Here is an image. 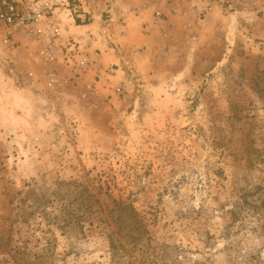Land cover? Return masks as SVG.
<instances>
[{
  "label": "rangeland",
  "instance_id": "374dc122",
  "mask_svg": "<svg viewBox=\"0 0 264 264\" xmlns=\"http://www.w3.org/2000/svg\"><path fill=\"white\" fill-rule=\"evenodd\" d=\"M113 1L43 3L113 73L76 78L61 47L41 59L48 30L13 47L0 29V264H111L119 203L142 264H264V0H136L167 14L152 31Z\"/></svg>",
  "mask_w": 264,
  "mask_h": 264
},
{
  "label": "built area",
  "instance_id": "2783aa9c",
  "mask_svg": "<svg viewBox=\"0 0 264 264\" xmlns=\"http://www.w3.org/2000/svg\"><path fill=\"white\" fill-rule=\"evenodd\" d=\"M43 3L44 0H0V29L3 34L2 43L13 46L14 38L17 36L37 37L40 36L43 29L48 30L47 32H51L55 36V39L45 43L39 51L41 59L44 62L58 60L61 47L64 51H67L63 60L68 63L69 67L71 66L72 74L76 76V78L82 77L90 68H97L95 61L88 59L85 55L80 53L82 44L79 41H83V39H76L75 41L74 36H71L72 34L66 36L61 34L62 24L60 25V23L56 21L58 20L56 19L57 11L43 5ZM78 16L80 17L81 15ZM166 16L167 14L165 12H154L150 20L143 21V30L152 31L158 29ZM12 37L13 41H11ZM90 39H97L93 31H91ZM26 47H30V44L26 45ZM4 68H6V62L0 58V70H4ZM98 68L99 72L104 70L105 72L113 73L114 71L109 68V66L103 69L102 65H100ZM40 77L46 78L45 85L49 87L51 91L57 89L58 81L56 77L51 73L47 75L46 71L40 73L39 76L34 70L30 69L27 76L28 84L32 87H39L42 81ZM129 84L130 80H124L121 86L122 89L120 90L126 91V87ZM88 89L89 93H91L92 86L89 85ZM85 96L86 94H83L82 97Z\"/></svg>",
  "mask_w": 264,
  "mask_h": 264
},
{
  "label": "trees",
  "instance_id": "16d2710c",
  "mask_svg": "<svg viewBox=\"0 0 264 264\" xmlns=\"http://www.w3.org/2000/svg\"><path fill=\"white\" fill-rule=\"evenodd\" d=\"M115 209H113L116 212V215L113 216V221L118 225L120 235L118 236L113 228H110L108 232L112 256L111 264H142L143 258L139 255V246L141 243L143 244V242H146V240L143 241V233H147V230L140 219L138 212L132 206L119 203L118 208ZM130 216L132 217V220L136 222L135 225L138 229L139 236L138 234H135L132 229L129 230L130 232L132 231L131 233L124 234L122 231L124 226H120L121 222L119 221H125ZM65 224L66 229H72V223L65 222ZM147 240H149L150 243L152 242V239L150 238H147ZM146 244L148 243L146 242Z\"/></svg>",
  "mask_w": 264,
  "mask_h": 264
},
{
  "label": "crops",
  "instance_id": "0c3cea01",
  "mask_svg": "<svg viewBox=\"0 0 264 264\" xmlns=\"http://www.w3.org/2000/svg\"><path fill=\"white\" fill-rule=\"evenodd\" d=\"M166 1H169V0H165V2ZM105 7L108 8V10L112 13V15L117 13L118 11L116 9L119 10L120 7L122 9H124V10H127V9L131 10L132 8L138 7L140 10H142V11H144L146 13L147 20L151 19V15H152L153 9H154V7L151 5V3H147V1H143V3L139 4L138 2H136V0H114L111 4H108V5L105 4ZM109 8H111V9H109ZM143 19H145V18H143ZM93 24H91L89 27L91 28V26ZM130 25H133V24H130ZM64 26L66 27L64 29L68 33H72L75 36H76L75 33H78L80 28H85V27H83L81 25H78L77 22L75 21V18H67V23ZM17 41H18V43H21L20 42L21 40L19 39V36L14 38V42H17ZM25 45H26L25 43L21 44V45H18L19 46L18 48L25 49L24 48V47H26ZM10 51H14L13 48H10ZM90 56L92 58H96L97 59V61H96V62H98L97 65H102V66H105V65H108V64L110 65L112 63H117V61L119 60L118 57H113L110 53H106V52L103 53L102 51L100 53H96V54L91 53ZM28 87L31 88L30 86H28Z\"/></svg>",
  "mask_w": 264,
  "mask_h": 264
}]
</instances>
